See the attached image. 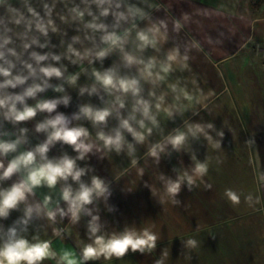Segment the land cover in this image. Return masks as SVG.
Returning <instances> with one entry per match:
<instances>
[{"label": "clouds", "instance_id": "1", "mask_svg": "<svg viewBox=\"0 0 264 264\" xmlns=\"http://www.w3.org/2000/svg\"><path fill=\"white\" fill-rule=\"evenodd\" d=\"M40 2L43 14L33 6L32 0H0V221L8 220L14 211L20 213L9 225L0 223V264H43L44 261L88 264L101 258L121 259L129 252L150 254L157 249L160 239L152 228L126 224L120 231L106 230L100 204L109 213L117 211L115 205L108 203L113 194L111 182L94 174L86 181L83 178L94 169L90 165L82 167L78 162L98 154L103 159L105 154L126 152L135 166L139 163L137 145H147L145 156L157 167L163 157L187 153L191 166L174 167L175 178L159 173L160 190L144 183L161 205L166 200L179 205L177 196L182 187L192 191L197 180L208 172L207 158L203 162L197 159L192 141L203 138L220 148L224 134L216 132L220 139H214L211 135L216 131L214 124L188 120L183 128L163 134L161 114L173 121L189 110L196 114L197 105L206 107L207 96L199 90L189 92L179 80L168 83L172 72L188 67L189 57L182 55L179 47L168 49L163 58L145 56L150 48L160 53L167 36L157 23L138 26L137 21L149 19L144 9L129 0ZM57 2H63L66 8L60 20L76 25L75 30L82 35L72 36L66 45L62 39L64 51L60 54L41 53L35 49L54 47L50 44V33L67 34L53 19ZM113 54L118 60L104 68L105 59ZM64 59L79 65L80 71L69 74L61 63ZM85 62L87 68L83 66ZM97 62L101 65L99 69L92 67ZM81 74L91 83L78 86ZM53 80L58 83L53 84ZM165 84L166 90L158 93ZM65 85L78 87L80 97L85 94L97 97L100 105L81 103L71 115L58 111L60 106L69 107L72 100ZM145 85L149 86L147 95ZM48 90L59 95L43 97L41 94ZM38 114H43V118L35 123L34 132L43 134L44 139L31 145L30 129L20 125L33 121ZM110 120L116 121L115 126L109 127ZM84 121L96 130L94 137ZM5 124L12 125L13 130H7ZM154 131L162 138L151 142ZM245 143L254 146L255 139ZM57 144L69 146L75 155L64 151L50 157ZM139 172L143 175L144 170ZM257 178L261 179L260 173ZM45 187L57 193L55 199L52 195L37 199V191ZM224 195L234 206L241 203L237 191L226 189ZM259 200V196L254 200L251 194L245 197L250 207ZM83 217L88 218V242H81L78 252L69 249L58 252L52 239H42L38 231L29 238V229L37 221H45L52 234L63 239L65 234H70L69 229L58 225L65 220L77 225ZM185 247L196 249L198 241L189 238ZM167 256V250H162V258L155 264H164Z\"/></svg>", "mask_w": 264, "mask_h": 264}, {"label": "crops", "instance_id": "2", "mask_svg": "<svg viewBox=\"0 0 264 264\" xmlns=\"http://www.w3.org/2000/svg\"><path fill=\"white\" fill-rule=\"evenodd\" d=\"M45 2L51 3L52 0ZM75 2L79 3V0ZM129 2L148 14L149 19L137 21L140 28L149 23H157L167 36L160 53L150 48L145 56L159 55L163 58L168 49L179 47L182 55L189 57L188 67L183 71L177 68L169 75L168 83L179 80L181 86L189 92L197 93L199 90L207 96L206 107L197 105L196 114L189 110L183 116L178 115L174 121L161 114L163 134L167 135L177 127L183 128L184 121L188 120L214 124L216 131L211 132L214 139H220L216 132L222 131L224 135L220 148L208 144L203 138L192 141L197 159L203 162L207 158L208 172L197 180L192 191L187 186L182 187L177 196L181 202L179 205H173L167 200L161 205L151 190L144 187V183L160 190L162 185L157 179L159 173L175 178L174 167L191 166L187 153H173L171 158L163 157L157 167L151 158L145 156L147 145H137L139 163L135 166L131 164L126 152L119 155L115 152L105 154L103 159L98 154L78 162L82 167L90 165L94 169V172L83 178L86 181L94 174L111 182L113 194L108 203L115 205L117 211L109 213L103 203L100 204L101 219L106 222L107 231H120L126 224H135L141 228H152L160 237L157 249L150 254L129 252L121 259L101 258L88 264H155L162 258V250L168 252L164 264H264V54L255 50L256 42H264V0ZM32 3L43 14L40 0H32ZM65 14L64 3L57 2L53 19L67 34L61 36L59 33H50V44L54 47L35 50L60 54L64 51L62 39L66 45L72 36L82 35L75 30L76 25L64 24L60 20L59 17ZM108 21H111V17ZM117 60L118 56L113 54L105 59L103 67H109ZM61 63L67 67L69 74L80 71L79 65H73L67 59ZM83 66L87 68V62ZM92 67L99 69L101 65L97 62ZM52 83L58 81L53 80ZM86 83L91 81L81 74L78 86ZM148 87L145 85V95ZM65 88L72 100L69 107L60 106L58 111L66 115L77 111L81 103L100 105L95 96L90 98L85 94L80 97L78 87L65 85ZM166 88L165 84L157 92ZM41 95L53 98L59 94L48 90ZM167 100L169 103L172 101L171 94ZM42 118L43 114H38L24 126L30 129L31 145L44 139L43 134L34 132L35 123ZM83 123L94 137L96 130L90 122ZM115 124V120L109 121V127ZM8 125L6 129L13 130L12 125ZM161 138L154 131L150 141L156 142ZM252 138L255 139V145L250 147L245 142ZM127 139L131 141L130 136ZM64 151L75 155L69 146L57 144L49 156H58ZM139 169L144 170L143 175ZM258 173L261 179L257 178ZM226 189L241 194L239 205H232L225 197ZM249 194L254 200L259 196V203H253L250 207L245 202ZM44 195H52L55 199L57 193L50 192L46 187L37 191V199H42ZM18 215L20 213L14 211L8 220L0 223L7 226ZM87 220V217H83L77 225H70L65 220L58 225L69 229L70 234H65L63 239L55 237L45 221H37L29 229L28 235L31 238L38 231L42 239H52L53 248L58 252L63 249L78 252L81 242H88ZM189 238L198 241L196 249L185 247V241ZM43 264H55V261H44Z\"/></svg>", "mask_w": 264, "mask_h": 264}, {"label": "built area", "instance_id": "3", "mask_svg": "<svg viewBox=\"0 0 264 264\" xmlns=\"http://www.w3.org/2000/svg\"><path fill=\"white\" fill-rule=\"evenodd\" d=\"M264 3V2H262ZM255 50L258 51L260 50L262 52V54H264V42H256L255 43Z\"/></svg>", "mask_w": 264, "mask_h": 264}, {"label": "rangeland", "instance_id": "4", "mask_svg": "<svg viewBox=\"0 0 264 264\" xmlns=\"http://www.w3.org/2000/svg\"><path fill=\"white\" fill-rule=\"evenodd\" d=\"M29 103H33V101H29ZM20 126H26V122H23ZM5 127L7 128V127H9V125L8 124H5Z\"/></svg>", "mask_w": 264, "mask_h": 264}]
</instances>
